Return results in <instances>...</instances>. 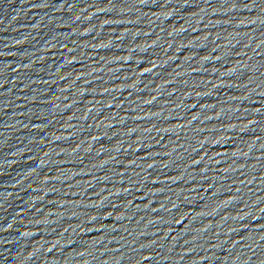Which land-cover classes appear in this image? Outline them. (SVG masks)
I'll list each match as a JSON object with an SVG mask.
<instances>
[{"label":"water","instance_id":"obj_1","mask_svg":"<svg viewBox=\"0 0 264 264\" xmlns=\"http://www.w3.org/2000/svg\"><path fill=\"white\" fill-rule=\"evenodd\" d=\"M0 264H264V0H0Z\"/></svg>","mask_w":264,"mask_h":264}]
</instances>
